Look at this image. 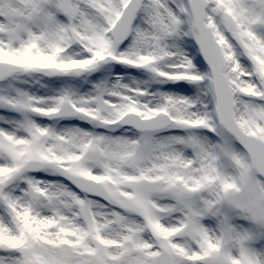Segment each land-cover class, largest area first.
I'll use <instances>...</instances> for the list:
<instances>
[{"label": "snow or ice", "instance_id": "obj_1", "mask_svg": "<svg viewBox=\"0 0 264 264\" xmlns=\"http://www.w3.org/2000/svg\"><path fill=\"white\" fill-rule=\"evenodd\" d=\"M0 264H264V0H0Z\"/></svg>", "mask_w": 264, "mask_h": 264}]
</instances>
